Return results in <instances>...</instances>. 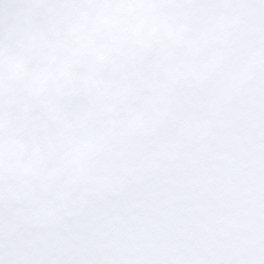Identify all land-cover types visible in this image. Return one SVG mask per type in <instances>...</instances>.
Masks as SVG:
<instances>
[{
  "label": "snow or ice",
  "instance_id": "obj_1",
  "mask_svg": "<svg viewBox=\"0 0 264 264\" xmlns=\"http://www.w3.org/2000/svg\"><path fill=\"white\" fill-rule=\"evenodd\" d=\"M0 264H264V0H0Z\"/></svg>",
  "mask_w": 264,
  "mask_h": 264
}]
</instances>
